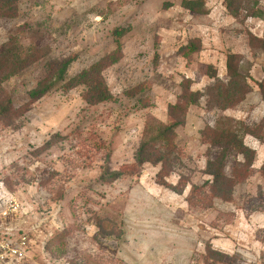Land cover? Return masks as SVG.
Returning a JSON list of instances; mask_svg holds the SVG:
<instances>
[{"label":"rangeland","instance_id":"obj_1","mask_svg":"<svg viewBox=\"0 0 264 264\" xmlns=\"http://www.w3.org/2000/svg\"><path fill=\"white\" fill-rule=\"evenodd\" d=\"M182 1L0 0V237L30 241L16 264H264V196H256L264 195V145L244 134L264 136V125L255 128L264 117L256 85L264 0H202V13ZM191 41L199 51L187 54ZM228 53L249 91L221 109ZM69 59L64 81L31 100ZM100 63L93 78L111 99L91 105L85 84L67 85ZM182 92H198L197 104L171 113ZM175 121L178 160L160 175V164L137 165L143 137ZM214 129L241 135L255 158L244 172L241 156H228L223 173L238 175L230 202L208 195L189 205L191 187L210 181ZM106 171L122 176L103 180ZM180 179L188 183L179 195L167 185Z\"/></svg>","mask_w":264,"mask_h":264},{"label":"trees","instance_id":"obj_2","mask_svg":"<svg viewBox=\"0 0 264 264\" xmlns=\"http://www.w3.org/2000/svg\"><path fill=\"white\" fill-rule=\"evenodd\" d=\"M181 6L191 12H205L204 3L202 0H185L181 2ZM261 16L262 13L260 11L248 15V17L251 18H260ZM193 42L195 41H191V43L189 42L187 45H185L184 49H186V51L188 50L187 54L199 51V47ZM261 44L262 46H264L263 42ZM114 60L112 59V61L110 62L113 63ZM235 61L236 57L233 53H228L226 55L225 67L229 81L225 86L216 87L217 103L222 104V106L220 107L221 109H227L233 105L232 103L236 104L237 102L242 101L244 99V96L249 91V89L247 91H243L239 86L241 85V83H243V78L241 79V77L237 75L235 68L233 67ZM71 62V59L59 62L57 64V69L55 70L56 76L54 77V82H49L47 78L43 79L33 90L30 91L29 98L31 100H37L47 94L51 87L56 83L64 81L65 75ZM103 66L104 65L102 63L92 66L89 72H83L79 76L69 81L67 88L74 87L77 84H85L88 88L86 96L88 104L95 105L108 102L111 99L110 93L100 81L93 78L95 76H97L98 79L100 78V73L97 71V69L98 67ZM208 69V77L210 79H213L214 81H217L216 71L211 66H209ZM256 85L260 91L262 101L264 102V70L262 79ZM198 100V92H189L188 94L187 92H182L181 97L178 98L177 104L170 107L171 113H174L179 109L182 110V108L180 107L181 103L186 104L187 108L188 105L197 104ZM2 114L3 113H1L0 116H2ZM260 123L261 124L259 126L255 127L259 129V131L263 128L264 117L262 118ZM180 125L181 123L179 121H175L167 126H159L156 129L154 136L152 137L144 136L136 151L134 157L135 163L139 166L143 165L144 163L160 164L161 171L158 175H160L164 171V168L166 166L170 167L173 162L178 160L179 149L174 143V132ZM211 132L212 136L208 138L209 140H211V145L215 146L218 151L215 154L214 158L209 159L206 162L205 172L206 175L210 177V181H206L200 187H191L188 196L189 205L195 204L198 199H201V197L205 198L208 195H211L215 199L230 202L234 187V185H231V182L238 175H236V172L234 171L232 176L233 179L230 180L223 173L225 162L228 156L230 155V153L241 156L243 162L238 163V167L241 168L244 172H247L248 169L252 167V162L255 158V151L245 146L241 135H237L235 132H232L230 130L218 131L214 129ZM244 134L252 136L264 145V136L260 135L256 131L244 129ZM261 171L264 175V163L262 165ZM121 176V173L106 171L103 173L101 178H103V180L113 181L119 179ZM163 177H165V175ZM187 183V181L182 182V179H180L176 185H167V188H169L172 192L180 195L184 191ZM159 184L162 186H166L165 182L163 181H160ZM256 196L258 199H262L264 195L261 193V190H259ZM253 210L256 211V209ZM214 254L215 253H213V251H207L208 256H212Z\"/></svg>","mask_w":264,"mask_h":264},{"label":"built area","instance_id":"obj_3","mask_svg":"<svg viewBox=\"0 0 264 264\" xmlns=\"http://www.w3.org/2000/svg\"><path fill=\"white\" fill-rule=\"evenodd\" d=\"M18 209L17 204H10L3 215L9 212H15ZM30 241L26 234L16 238L0 237V264H16L27 258L30 249Z\"/></svg>","mask_w":264,"mask_h":264}]
</instances>
